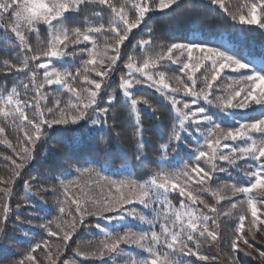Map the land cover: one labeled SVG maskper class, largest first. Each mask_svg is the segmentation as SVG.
Listing matches in <instances>:
<instances>
[{"label":"snow or ice","instance_id":"snow-or-ice-1","mask_svg":"<svg viewBox=\"0 0 264 264\" xmlns=\"http://www.w3.org/2000/svg\"><path fill=\"white\" fill-rule=\"evenodd\" d=\"M184 6V0H0V44L19 53L17 62L6 59L0 67L6 78L15 77L10 88L7 79L0 85V144L12 151L11 156H4L11 161L9 174L0 176V239L7 237L10 221L33 223L21 216V205L14 210L10 200L15 181L34 159L37 143L49 138V130L59 133L53 147L59 145L70 161L87 140L97 147L104 141L108 164L122 162L114 173L119 178L89 167L91 161L87 160L76 169L75 180L58 178L57 214L39 227L48 238L62 244L42 239L14 264H79L61 257L88 218H95V225L89 226L102 238L91 251L74 250L85 260L100 264H191L180 259L183 256L207 261L215 257L201 254V243H218L221 237L215 229L219 219L231 218L237 209L229 264H239L241 252L257 258L253 253L258 250L249 237L255 239L256 233H264V211L257 206L264 200L257 201L251 195H264V51L257 54L224 38L205 39L201 33L192 39L161 43L158 52L151 36L141 39L125 59V42L133 30L152 33L148 25L151 13ZM195 7L218 10L235 31H249L251 26L264 30V0H207ZM89 8L100 20L109 16L107 24L98 20L69 26ZM42 31L48 36L46 44L40 41ZM33 35L35 50L30 42ZM66 58H71L74 72L64 66ZM116 72H120L119 94H109L107 89ZM141 85L154 89L174 114L168 140L160 146V158L152 162L154 168L144 179L136 177L126 157L120 153L113 157L112 137L119 132L115 117L109 121L118 103L129 111L137 137L135 166L147 169L140 105L153 113L157 109L139 94L137 86ZM250 115L257 118L249 120ZM82 127L86 136L80 132ZM7 128L15 133L13 139L6 135ZM184 149H191L186 153L188 159L178 161ZM75 162L80 163L78 159ZM233 172H242L247 182L217 180L218 174L231 176ZM85 175L89 179L81 182ZM31 181L23 182L25 190L32 193L35 188L43 203L42 193H57L56 185L41 186L36 177ZM238 196L242 198L233 199ZM133 221L147 228H138ZM133 249L146 255L137 256ZM39 250L42 258L36 255ZM258 256L264 264V251Z\"/></svg>","mask_w":264,"mask_h":264},{"label":"trees","instance_id":"trees-1","mask_svg":"<svg viewBox=\"0 0 264 264\" xmlns=\"http://www.w3.org/2000/svg\"><path fill=\"white\" fill-rule=\"evenodd\" d=\"M185 6L181 8H176L175 11L171 9L166 10L165 12H154L151 13V19L148 21V25L153 29L152 33L149 34L147 29L143 32L139 30H133V35L129 37V41H126V52L125 59L127 55L133 54V46L141 39L153 38L154 51L158 52L160 50L159 45L162 43L167 45L173 41H181L185 38L188 39L189 35L192 32H201L206 36H219L227 35L230 38V41L238 45L245 46L248 50L254 53H260L264 51V30H260L255 26H251V30L238 32L235 31L231 22L226 18H221L217 12L218 10H211L208 8L201 7L197 9L195 5L207 3V0H184ZM175 8V6H173ZM109 16H104L102 20L96 17L93 14L91 8L87 9L82 15L79 16L77 20L70 21V27H81L86 22L96 23L98 20L107 24ZM139 34H136L138 33ZM47 33H40V41L44 44L47 43ZM33 45V49L37 48L36 36L33 35L30 41ZM80 47H83L81 45ZM71 50V48L69 49ZM19 53L13 51L9 46L0 44V67L3 66L4 60H12L17 62L16 57ZM48 59V58H45ZM67 63L64 66L69 71H75V66L71 58H66ZM79 61L75 62L78 65ZM122 69V64L120 65ZM119 77L120 72H116L112 75L110 82V87L107 89L109 94H119ZM7 79L8 87L10 88L15 82L14 76H8L7 78L0 73V85L2 82ZM27 82V81H25ZM140 95L148 98L153 106L157 109L156 113H153L150 109L146 108L144 105H140L142 109V121L144 127V135L146 140V145L144 149L145 156L147 157L146 163L148 164L147 169L137 168L135 162V155L137 149V137L135 135V124L132 116L129 111L122 105L117 104L114 113L109 114V121L111 123L113 116L115 117L116 131L119 132V136L115 134L112 137V145H114L113 157L116 153H120L126 157L127 162L133 165L132 171L138 179H144L147 172H150L154 168L152 162L157 161L160 158V146L167 142L169 133L172 129L174 123V114L170 112V105L162 101V98L159 97L155 92L150 91L145 88H140ZM22 90V88H21ZM2 91V87H0ZM136 91V90H134ZM51 100V97H50ZM105 106V105H101ZM159 117V118H157ZM257 117L255 115H250L249 120H254ZM81 134L86 136L85 128L80 129ZM6 135L13 139L15 133L11 128L6 129ZM59 133L49 130V138H46L45 141L37 143L34 159L31 160L24 171L21 173V178H18L15 181L13 188V195L10 200L11 207L15 210L16 205L20 204L19 208L20 214L24 218H30L33 220L31 225L23 224L17 225V223L9 222L7 225V237L0 239V247L6 245V254L2 255L0 260L4 261V264H14V261L19 260L23 255L29 250L31 246L35 243L40 242L42 239H51L53 242H59L62 244V241H56V238H48L43 229L39 227V224L46 223L47 220L53 219L55 217L56 208H57V195L60 191L59 179L64 176H67L65 181L75 180L78 176V173L75 175L74 172L78 167L84 166V161H95L96 163L103 165L106 169H113L122 167V162L118 161L115 164H108L104 158L103 154V145L104 141L100 142V147H97L90 141L84 143L82 150L75 154L73 159L70 161L66 159V153L59 151V145H56L54 148L53 145L58 139ZM107 139V138H105ZM111 146V145H110ZM190 149H184L179 153L177 157L178 161H186L188 159L186 153ZM0 176L7 177L9 174V166L11 161L4 159L5 155L11 156L12 151L8 149L7 146L0 144ZM171 155V154H170ZM79 160L80 163L77 164L75 161ZM219 176V174H218ZM217 180L221 183H244L242 180L237 179H227L223 177L222 179L218 178ZM32 177H36L41 186H52L56 185L57 193L44 192L42 195L46 200V203L41 202L40 196L35 194V188L32 193H28L24 186L23 182L25 180L31 181ZM69 177V178H68ZM114 178V177H113ZM89 178L87 175L80 177V181H87ZM35 184V181H31ZM3 194L0 193V196ZM206 198L214 203L213 198L209 194H204ZM242 198L241 196L233 198L238 200ZM2 202V201H0ZM175 203V201H174ZM227 201H222V204H227ZM136 207H140L136 205ZM146 214L148 210H143ZM206 211V210H205ZM246 212V206L245 210ZM240 209L235 210V213L231 218L221 217L219 219V227L215 230L220 234V241L216 244H210L202 242L199 248L201 254L207 255L208 257H215V259H209L207 261H198L195 257H180L182 260L190 261L191 264H229L231 249L229 242L234 235V228L237 224V215L239 214ZM97 221L95 218H88L86 226H82L78 231L72 236V239L68 241L67 248H64V256L61 257V260L64 258L74 259L79 262V264H100L98 260L94 259H83L75 255V249L79 247L80 251L87 252L93 250L102 238L98 234V230L94 226ZM101 224H104L105 221H100ZM247 224V223H246ZM141 227L147 228V225H142ZM26 233V234H24ZM243 246V245H241ZM264 250V247H262ZM3 249V248H2ZM134 253L137 256L146 255L140 250L133 249ZM36 255L38 257L43 256L42 250H39ZM239 264H261V262L253 259L251 256H245L242 252L238 254Z\"/></svg>","mask_w":264,"mask_h":264},{"label":"rangeland","instance_id":"rangeland-1","mask_svg":"<svg viewBox=\"0 0 264 264\" xmlns=\"http://www.w3.org/2000/svg\"><path fill=\"white\" fill-rule=\"evenodd\" d=\"M201 34V32H192L190 35H189V37H188V39H192L193 37H194V35H200ZM204 35V34H203ZM204 38L205 39H218V38H224V39H226V40H229L230 41V38H229V36H227V35H219V36H215V37H210V36H206V35H204ZM232 42V41H231ZM234 44H236V43H234ZM236 46L237 47H239V48H242V49H245V50H248L245 46H243V45H238V44H236ZM48 59H52L54 62H56V63H59V61H56V59L55 58H48ZM173 67H175V66H173ZM53 87H55V86H53ZM137 87H139V88H145V89H148V90H150V91H153L154 92V89H150V88H147V86L146 85H141V86H137ZM134 90H136V89H133V91ZM157 94V93H156ZM158 96H159V94H157ZM160 97V96H159ZM244 111H246V112H250L251 110H244ZM86 131V130H85ZM194 146V145H193ZM191 150V149H190ZM188 151V150H187ZM89 167H94V168H96L97 170H101V169H103V171L106 173V174H108V175H110V176H113L114 178H119V177H117V176H115L114 175V173L116 172V170L117 169H119V168H121V167H118V168H113V169H106L105 167H103V165H101V164H99L98 165V163H96L95 161H91V163L88 165ZM73 175H75V178H76V175H77V172H76V170H75V172H74V174ZM67 176H64V177H62L63 179L64 178H66ZM223 177H226L227 179H233V180H237V179H240V180H242L244 183H246L247 181H246V178L243 176V173L241 172V173H236V172H233L232 173V175L231 176H229V175H227V174H219V176H218V178H220V179H222ZM69 178V177H68ZM241 184H243V183H241ZM253 197H255L256 199H257V201H262V200H264V195H262L261 193H259V192H253L252 194H251ZM258 208H260L262 211H264V203H258ZM244 210H245V208H244ZM19 213H20V211H19ZM248 219H251V216H250V213L248 214ZM106 223V222H105ZM133 225H135L136 227H141L142 225H139L138 224V222H135V221H133V222H131ZM245 223H247V220H246V222ZM18 225V224H17ZM247 225V224H246ZM109 227H111V226H109ZM24 234H26V233H24ZM98 234L101 236V234L99 233V231H98ZM249 242L250 243H252V245H253V247L255 248V249H257L258 251L257 252H255V253H253V255L254 256H256L257 258L255 259V260H257V261H259V262H261L260 260H259V256H258V253H259V251H264L263 250V248L262 247H264V233H262V232H258V233H256V238L255 239H251L250 237H249ZM3 248V249H2ZM2 248L0 247V258H2V255H7L6 254V252H7V250H6V245L4 244L3 246H2ZM251 257H253V256H251Z\"/></svg>","mask_w":264,"mask_h":264}]
</instances>
